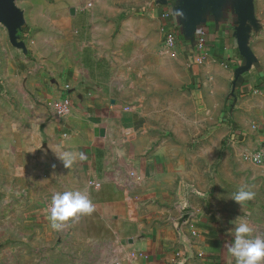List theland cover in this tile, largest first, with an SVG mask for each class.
I'll return each instance as SVG.
<instances>
[{"label":"crops","instance_id":"1","mask_svg":"<svg viewBox=\"0 0 264 264\" xmlns=\"http://www.w3.org/2000/svg\"><path fill=\"white\" fill-rule=\"evenodd\" d=\"M117 2L0 0L4 223L34 227L51 252L94 242L111 263L236 264L235 223L264 237V162L243 156L264 141V0H164L130 16ZM159 24L178 34L173 54ZM65 96L71 112L52 118L48 100ZM242 186L255 196L240 206ZM68 190L95 210L55 230L46 203Z\"/></svg>","mask_w":264,"mask_h":264},{"label":"rangeland","instance_id":"2","mask_svg":"<svg viewBox=\"0 0 264 264\" xmlns=\"http://www.w3.org/2000/svg\"><path fill=\"white\" fill-rule=\"evenodd\" d=\"M114 5L122 13L121 16H130L137 12H155L162 5V0H118ZM124 20L125 18H120L119 22ZM162 27L159 24L160 41L171 54L172 48H168L165 44ZM10 213L14 215V212ZM3 214L4 212L0 210V264H117L111 263L109 252H104L108 250L107 248L104 249L94 242L81 245L84 247L81 250L70 246V250L66 252H51L46 245L34 242L37 232L34 227L16 226L13 220L10 226H6ZM62 242L63 239L59 238L54 245H60Z\"/></svg>","mask_w":264,"mask_h":264},{"label":"clouds","instance_id":"3","mask_svg":"<svg viewBox=\"0 0 264 264\" xmlns=\"http://www.w3.org/2000/svg\"><path fill=\"white\" fill-rule=\"evenodd\" d=\"M177 15L182 11L177 9ZM65 167H70L76 160V154L64 152L58 155ZM80 160L86 159L84 153L78 154ZM255 193L242 186L232 199L242 206L245 201L253 199ZM95 210V205L85 191L68 190L56 192L51 198L49 221L51 228L62 229L68 222L78 219L81 215H89ZM253 229L246 221L235 223L233 243L229 252L235 258L236 264H264V237H252Z\"/></svg>","mask_w":264,"mask_h":264},{"label":"built area","instance_id":"4","mask_svg":"<svg viewBox=\"0 0 264 264\" xmlns=\"http://www.w3.org/2000/svg\"><path fill=\"white\" fill-rule=\"evenodd\" d=\"M163 16L166 17V14H164ZM162 30L165 36V44L167 45L168 48H173V46L176 43L178 34L174 29L169 28L167 24L166 26L163 27ZM46 106L48 108L50 116L54 119L64 118L71 112L73 108L72 101L68 96H65L61 99L48 100ZM243 156L245 160L253 163L264 162V141L258 149L251 152L246 151L244 152ZM89 184L94 188H99L101 185L100 182L96 180H90ZM50 205H51V201L47 203V208L49 211H50Z\"/></svg>","mask_w":264,"mask_h":264},{"label":"water","instance_id":"5","mask_svg":"<svg viewBox=\"0 0 264 264\" xmlns=\"http://www.w3.org/2000/svg\"><path fill=\"white\" fill-rule=\"evenodd\" d=\"M164 0H162V3H163ZM234 5V3L232 4ZM235 6V5H234ZM71 12H73V10H71ZM182 30V29H181ZM183 31V30H182ZM184 33V32H183ZM245 70L244 69H241L238 71V73L235 75V80L233 82V88H232V91L235 92L236 88L241 84L242 82V74ZM104 133V130L102 129L101 130V134Z\"/></svg>","mask_w":264,"mask_h":264}]
</instances>
